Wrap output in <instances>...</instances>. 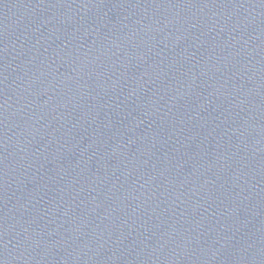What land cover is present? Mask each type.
Returning a JSON list of instances; mask_svg holds the SVG:
<instances>
[{
  "label": "water",
  "instance_id": "obj_1",
  "mask_svg": "<svg viewBox=\"0 0 264 264\" xmlns=\"http://www.w3.org/2000/svg\"><path fill=\"white\" fill-rule=\"evenodd\" d=\"M0 264H264V0H0Z\"/></svg>",
  "mask_w": 264,
  "mask_h": 264
}]
</instances>
